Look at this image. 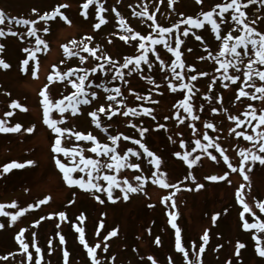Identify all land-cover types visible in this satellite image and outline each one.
I'll list each match as a JSON object with an SVG mask.
<instances>
[{
	"label": "rangeland",
	"instance_id": "rangeland-1",
	"mask_svg": "<svg viewBox=\"0 0 264 264\" xmlns=\"http://www.w3.org/2000/svg\"><path fill=\"white\" fill-rule=\"evenodd\" d=\"M222 2L223 0H202L201 3H197V0H100L104 9L100 15L107 22L96 29L94 25L99 21L95 3L89 5L85 17L81 14L84 0H0V11L4 12L6 18L36 20L34 27L37 29V35L47 44V49L43 45L39 46L41 50L35 52V60L29 59L24 49L33 50L37 47L35 37L27 36L31 26L16 24L14 21L9 23L8 19L4 24H0V29L5 33L0 36V44L4 46L3 51H0V60L9 65L7 68L0 67V120L5 121L6 127L17 123L22 125L18 132H0V204L5 205L3 211L9 213L7 216L0 215V224L5 225L0 229V264H35L36 259L41 256L43 257L41 264H64L65 250L69 252L68 264H92L87 249L80 243L79 233L75 230L77 226L84 229L85 241L89 246L100 245L96 250V258L100 264H152L149 257H152L156 264H188L189 261L192 264L229 262L264 264V257L257 253V242L253 239L254 233L259 235L261 247H264V232L257 233L256 229L243 228L240 216L243 208L236 200L237 189L244 185L242 189L244 199L252 210L244 213V219L249 223H255L257 219L264 220V212L257 207L258 202L264 201V165L257 161L251 164V170H248L246 165L245 175L249 179L245 180L239 171L233 172L228 168L223 162V156L215 148L210 147L208 151L217 156L216 161L201 154L200 149L192 152L196 139L208 143L203 140V134L206 132L221 146L224 155L229 157L233 166L238 168L241 159L238 155L239 149L250 148L251 143L243 136L237 137L233 129L249 135L255 133L252 131V125L245 122L237 126L229 116L246 120L243 116L245 111L255 109L259 114L260 110L264 109V100L251 97L236 98L238 89L244 87L242 66L240 71L229 68L230 75L240 77L235 83L224 80L220 72L216 71L219 64L208 57V52L216 56L220 51L221 41L215 38L210 25L206 23L200 29L192 28L188 36L182 35L186 25L180 21L188 16L202 19L201 12L209 11ZM243 2L246 22L258 31L264 32V2L262 0H255L253 3H248V0ZM61 4L68 5L60 11L68 17L70 23L59 16L47 21L39 19V16L51 12ZM33 9L36 11L33 12ZM145 9L161 27L173 29L171 35H166L167 43L175 46L177 35L182 39L183 43L179 49L183 54L181 58L186 65H193L195 71H190L187 67L177 68V71L182 72L185 77L184 83L195 86L192 93H188L186 89H178L175 92L170 90L169 81L173 84L180 83L173 79L168 67L175 57L163 44H157L151 46L155 48V53L151 51L148 53L151 66L142 62L139 70L132 71L131 74L128 73L132 65L121 69L125 73L124 80H112L114 73H104L99 69L95 73L89 72L88 80L92 81V84L87 91L95 92L96 96L94 98L89 96L90 102L81 104L76 115H72L70 111L65 112V121L59 126L72 132L91 133L102 144H112L110 135L122 133L123 136L132 137V140H124L121 137L117 142V152L121 155L128 148L143 153V149L133 143V140L140 139L161 157V171L166 174L167 182L177 187L164 189L154 184L152 179H147L143 191L130 194L127 201L123 200L119 188H113L112 201L107 198L105 192L97 193L104 201L100 203L92 194L76 186H69L64 181L55 160L59 158L65 163L68 160L63 154L51 151L55 134L43 123L39 93L46 84H49L48 76L53 74L54 65L57 70L66 72L69 69H91L98 63H105L103 60L97 61L84 51H80V55L87 58L83 63L80 62L79 56L67 57L64 46H69L70 51L79 50L77 46L72 45V41H76L78 46L83 42L88 47H98L96 55L111 57L116 67L123 63L125 57L139 55L138 40L125 43L120 39L121 35L128 33L119 26L117 13L135 32L141 35L150 33L155 35L151 27L152 21L148 20L147 16L140 15ZM230 13L231 10L224 14L226 19L223 23H220L219 18L215 16L214 18L220 23L222 35L231 31L235 36L239 33L235 23L230 19ZM175 25H179V28L174 27ZM45 28L48 29L47 32L43 31ZM11 32H16L17 35H12ZM193 32L200 35L202 40H196ZM87 37L92 39L87 40ZM157 55L160 59L156 58ZM202 56L204 59H199ZM25 59H29L27 65L23 64ZM244 59L247 62V57ZM161 60L165 63L163 70L160 67ZM105 67L110 68L112 65L105 63ZM33 71L36 72L35 76L32 74ZM199 72H206L207 75L197 76L195 81H191L190 76ZM75 78L74 75L69 79ZM148 78L154 83H149ZM253 80L257 86L264 83L255 77ZM253 80L248 83H252ZM101 83L108 88L119 87L122 95L118 96L117 100L122 99L123 103L109 101L107 99L109 93L97 87ZM73 91L75 89L66 81L54 79V82L49 84V93L53 100L69 95ZM245 91L260 95L255 93V89L245 87ZM137 95L146 99H136ZM185 95L191 97L189 103L193 109L192 114L197 115L199 119L192 120L189 113L178 107V102L183 100ZM13 100L25 106L27 111L11 108ZM110 104L113 109H121V112L126 108H137V114L124 116L116 112L109 119L104 113H98L102 125L98 128L89 113L101 106L108 111ZM248 105H252V109H249ZM144 108L151 109V115L143 114ZM213 108L218 111L212 112ZM7 112L13 114L6 116ZM50 115L52 118H59L60 113L53 109ZM247 119L250 120L251 117ZM206 123H212L214 128H207ZM252 123L254 125L256 122ZM29 127L34 128L31 133L25 131ZM105 127L107 131L103 130ZM140 128H146L148 131L141 136ZM261 129H264V126L257 130ZM181 141L185 145L183 148L180 145ZM74 145L84 148L83 154L86 157L96 158L94 153L88 151L93 146L91 141H77L71 133L65 134L62 146L71 148ZM185 151L191 152L190 159L200 154V160L192 168L174 155L175 152H181L183 155ZM257 153L264 154L259 153L258 149ZM128 160L130 163L139 164L140 168H122L118 173L105 170L106 173L116 175L121 180L127 178L135 186L138 182L134 180V176L150 177L151 172L155 170L149 163L150 157L146 155L129 154ZM28 161L33 163L29 165ZM12 162L25 166L4 172V166ZM225 173L228 174L225 180L206 179L210 175ZM80 175L83 174L78 171L73 173L75 178ZM192 177H195V180ZM100 182L106 186L107 182ZM197 184H202L203 187L197 189ZM169 195H172V199L164 201L163 197ZM46 197L50 198L46 203L39 204L38 207H29L37 205ZM117 197L119 199H116ZM13 202L15 207L11 206ZM173 202L175 207L171 206ZM21 210L23 213L12 221L11 217ZM61 211L65 212L67 220H61L55 215ZM169 212L177 214L175 222L181 229V243L188 252L187 261L184 255L176 250L175 230L168 222ZM217 213L219 216L213 222L212 218ZM81 215L84 217L82 222L79 219ZM41 217L44 219L41 220ZM113 229H117V235L105 240ZM21 230H24L22 239L29 244L28 253L33 257L31 261L28 260V253L23 251L16 240ZM205 231L209 234L206 244L201 239ZM60 235L65 238L64 244L59 242ZM157 238L160 244H156ZM237 242L245 245L240 249L239 256L236 255ZM202 244L205 250L200 253L199 248ZM36 247L41 249L39 254L36 253Z\"/></svg>",
	"mask_w": 264,
	"mask_h": 264
},
{
	"label": "snow or ice",
	"instance_id": "snow-or-ice-1",
	"mask_svg": "<svg viewBox=\"0 0 264 264\" xmlns=\"http://www.w3.org/2000/svg\"><path fill=\"white\" fill-rule=\"evenodd\" d=\"M201 2L202 0H197V3ZM253 2H255V0H248V3ZM262 2H264V0H262ZM93 3L97 5L96 14L99 21L94 25V28L99 29L102 24L107 22L106 19L100 15V13L104 11L102 5L100 4V0H84V3L81 5V14L87 17L86 10L89 8V5ZM66 7H68L67 4H61L58 7L54 8L51 12H45L43 15L39 16V19L47 21L50 19H55L57 16H59L60 19L64 20L67 23H70L68 17L60 11V9ZM244 7L245 5L243 0H223L222 3L215 5L211 10L201 12L200 16L202 17V19L199 17L194 18L192 16H188L184 20L180 21L181 24L186 25V27L183 29L182 35L188 36L192 28L200 29L204 27L206 23L210 25L211 31L215 34V38L221 41L220 51L216 54V56H213L210 51L208 52V57L210 59H213L217 64H219V69H217L216 71L220 72L224 80L235 83L237 80L240 79V77L238 75H230L229 68L235 69L236 71H240L242 66L244 69L243 76L245 78L244 87L238 89V95L236 98L240 99V97H251L252 99L264 100V83H261L259 86H257L255 81L253 80V78L255 77L258 78L259 81L264 82V32L258 31L255 27L250 26L246 22V13L243 10ZM230 10V19L235 23L236 30L239 33L235 36H233L231 31L228 32L226 35H222L220 31V23H223L226 19L224 14L228 13ZM35 11L36 10L33 9V12ZM140 15L147 16L148 20L152 21L151 27L153 29V32H155V35L151 33L147 35H141L139 32H135L130 26H127L125 19L121 17L119 13H117V16L119 18V26L125 32L128 33V35H121L120 39L125 41V43H128L130 40H138V47L140 50L139 55L125 57L123 63L120 64L119 67H116L111 57L107 55H96L98 47L91 48L83 42L82 45L78 46L76 41H72V45L77 46L79 50L70 51L69 46H64L65 55L67 57L79 56L80 62L83 63L87 58L85 56L80 55V51H84L89 53L97 61L103 60L106 64L112 65V67L106 68L105 63H98L95 67L91 69H69L66 72H61L57 70L56 66L54 65L53 74H50L48 76L49 84H52L54 82V79L59 81H66L67 83L71 84L72 88L75 89V91H73L69 95H64L59 99L53 100L49 93V84H46L39 93L41 97L40 103L43 109V123L51 130L52 133L55 134V139L54 143L52 144L51 151L53 153L63 154V156L68 160L67 163L62 162V160L59 158L55 160L56 166L63 174L64 181L69 186H76L81 190L92 194L94 198L100 203H103L104 201L100 199V196L97 195V193L105 192L107 198L112 201L113 188H119L121 193L123 194V200L127 201L130 197V194L143 191V186L147 179H152V182L154 184H158L161 188L164 189L177 187L175 184H169L166 179V174L161 171V157L151 151L144 143H142L140 139L133 140V143L139 145V147L143 149V153H138L134 149L128 148L125 153L121 155L117 152V142L121 139V137H123L124 140H132V137L123 136L122 133L117 135H110L109 139L111 140L112 144H102L91 133L85 134L79 131L72 132V130L68 128L59 126L65 121V112L70 111L72 115H76L80 111L79 106L81 104H88L90 102L89 96L93 98L96 96L95 92L87 91V89L92 84V81L88 80L89 72L95 73L97 72V69H99L101 72L104 73H114L112 75V80H124L125 73L122 72L121 69H126L129 67V65H132L133 67L129 70L128 73L131 74L132 71L139 70L142 62L145 64H149L148 53L150 51L155 53V48L151 46H155L157 44H163L164 47L175 57V59L172 60L171 64L168 65V67L171 70V75L173 79L176 81H180V83L173 84L171 81H169L170 90L175 92L178 89H186L188 93H192L193 88L195 86L188 83H184L183 80L185 79V77L183 76L182 72L177 71V68L184 69L185 67H187L190 71H195L193 65H186L181 58L183 54L179 49L183 41L180 36H175V46H172L166 41V35H171L173 32L172 28L161 27L159 24H157L155 22L154 17L148 13L147 9L142 11ZM214 16L219 18L220 23L217 22V19L214 18ZM6 19H8L9 23H12L14 21L16 24L31 26L27 31V36L35 37V43L37 47L33 50H30L28 48L24 49V51L28 53L29 59H36L35 52L41 50L39 47L40 45H43L44 48L47 49L46 42L40 36L37 35V29L34 27L37 22L36 20L21 19L17 17L6 18L4 12L0 11V24H4ZM253 23H255V21H253ZM174 27L179 28V25H175ZM9 31H11V29H9ZM43 31L47 32L48 29L45 28L43 29ZM4 34V30L0 29V36H3ZM11 34L17 35L16 32H11ZM192 35L195 36L196 40H202V37L200 35L194 32L192 33ZM86 39L91 40L92 38L87 37ZM3 47L4 46L0 44V51H3ZM205 49L207 50V45H205ZM245 57H247V62H245ZM156 58L160 59L158 55ZM29 59H25L23 61V64L27 65L29 63ZM199 59H204V57H199ZM150 66L151 65L149 64V67ZM0 67L7 68L9 67V65L6 64L3 60H0ZM160 67L162 70L165 67V63L163 60L160 61ZM32 74L33 76H35L36 72L33 71ZM74 75L76 77L75 79H69ZM206 75V72H199L196 75H191L190 80L195 81L197 79V76ZM148 79L149 83H154L151 78ZM165 79L167 80L168 77L166 76ZM250 80H253V82L248 83V81ZM85 81H88V83L86 84ZM125 83H127V81H125ZM227 86L228 85L226 84L225 87ZM97 87L103 88L105 92L109 93V95L107 96V99L109 101H114L117 104L123 103L122 99L117 100V97L122 95L119 87L108 88L103 83L97 85ZM245 87L249 89H255V93H259L260 95L256 96L250 91H245ZM136 99H146V97L137 95ZM190 99L191 97L189 95H185L184 99L178 102V107H182L184 112L189 113V115H191L192 120H197L199 119V117L197 115L192 114L193 109L191 104L189 103ZM10 107L13 109H20L21 111H27V108L25 106L21 105L18 101L15 100L11 102ZM248 108L252 109V105H248ZM53 109L60 113L59 118H52L50 114ZM217 111L218 110L216 108L212 109V112L214 113ZM116 112H120L124 116H128L129 114L136 115L137 108H126V110L121 112V109H113L110 104L108 111H106L105 108L101 106L96 111L90 112L89 115L92 117L93 123L96 124V126L99 128L102 127V125L100 124L98 113H104L109 119H111L112 115H114ZM151 112L152 110L149 108L143 109V114L145 115H151ZM12 114V112L5 113L6 116H11ZM243 116L246 118V120H241L237 116H229V119L236 122L237 126L244 124L245 122H247L249 125H252V131L253 133H255L254 135H249L243 131H235V129H233L237 137L243 136L246 141H249L251 143L250 148L239 149L238 155L241 159L238 168L233 166V164L229 161V157L227 155H224L221 146L218 143H215L206 132L203 134V140L208 141V143H202L201 139H196L194 142L195 148L192 149V152H195L197 149H200L201 154H205L210 157L213 161H216L217 156L213 155L211 152L208 151L210 147L215 148L223 156V162L227 164L228 168H230L233 172L239 171V173L244 176V179L248 180L249 177L245 175L246 165L248 166V170H251V164H254L257 161L260 165H264V154L257 153V149L259 150V153H264V129H261L259 131L257 130L258 128H260V126H264V109H261L259 114H257V111L255 109H252L251 111H245L243 113ZM248 117H251V119L248 120ZM152 118L155 119L154 116ZM179 118V114H177V119ZM165 119H168V117H165ZM253 121L256 122L254 125L252 123ZM131 126L136 127V125ZM158 127H164V125H158ZM206 127L211 129L214 128V125L212 123H206ZM21 128L22 125L19 123L11 127H6L5 121L0 120V132L2 133L18 132L21 130ZM193 128H195L194 125ZM33 130V127L25 129V131L29 133H31ZM103 130L107 131V128L105 127L103 128ZM139 131L140 135L143 136L144 133L148 131V129L140 128ZM67 133H71V135L74 136L75 140L77 141H91L93 146L89 148L88 151L94 153L96 158H93L91 156L86 157L83 154L85 149L80 147L79 145H74L71 148L62 146V138ZM169 139H171V137H169ZM180 145L182 148L185 146L183 141L180 142ZM129 154L134 156L146 155L147 157H150L149 163L155 169L151 172L150 177H144L141 175L134 176V180L138 182L135 186L130 183L127 178H123L121 180L118 179L116 175L107 174L105 171L108 170L118 173L119 170L122 168L139 169V164L129 162ZM174 155L178 158H181L189 168H192L200 160V154H197L196 156L190 159L191 152L188 151H185L183 155L181 154V152H175ZM100 157H104L105 159H100ZM32 163L33 161L27 162V164L29 165H31ZM24 166V164L12 162L4 166V172H8L12 168H22ZM77 171L79 173H82L83 175H80L78 178H75L73 176V173ZM227 175V173H225L224 175H210L206 177V179L211 181L225 180L227 179ZM192 179L195 180V177H192ZM100 181L107 182L106 186ZM196 187L197 189H200L203 187V185L197 184ZM243 187L244 185H241L240 188L236 191V200L239 204L242 205L243 208L240 213L241 220L243 221L242 226L245 230L256 229L257 233L264 232V220L257 219L255 223H249L248 220L244 219V213L251 212L252 210L244 199V195L242 192ZM172 195L163 197V200H171ZM48 199L50 198L46 197L44 200L39 201L37 205H29V207H38L39 204L46 203ZM116 199H119V197H117ZM11 206L15 207V202H13ZM149 206L151 207V205ZM171 206L175 207V203L173 202ZM4 207L5 205L0 204V215L7 216L9 215V213L3 211ZM257 207L260 209L261 212H264V201L258 202ZM22 213L23 210H21V212H18L16 215H13L11 217L12 221H15L17 219V216L21 215ZM55 215H58L61 220H67L65 212L61 211ZM168 215V222L171 224V227L175 230L176 250L182 253L184 255L185 260L187 261L188 252L182 246L181 243V229L175 222L177 219V214L169 212ZM253 215L255 214L253 213ZM218 216V213L213 216V222L216 221ZM42 219H44V217H41V220ZM79 219L82 222L84 219L83 215H81ZM36 223L38 224L39 221H37ZM4 226V224H0V229L4 228ZM57 227H59V225H57ZM101 227H103L102 224ZM75 230L77 233H79L80 243L87 249V254L89 257H91L92 264H100V261L96 258V250L100 247V245L97 244L94 247L89 246L88 243L85 241L84 229L82 227L77 226ZM23 235L24 230H21V232L16 236V240L19 242L20 247L23 249V251L25 253H28L29 244L22 239ZM116 235L117 229H113L107 234L104 239L107 240L109 237H114ZM201 239L204 244L208 242V231H205L203 233ZM253 239L257 242V253L259 254V256L264 257V247H261V237L254 233ZM59 242L60 244L65 243V238L63 235H60ZM155 242L156 244H160L159 238H157ZM49 244H51V241H49ZM193 247H195V245H193ZM244 247L245 245L243 243L237 242V256H239L240 254V249H243ZM104 249L105 251L107 250V244L104 245ZM204 250L205 249L202 244L199 248V252L203 253ZM40 252L41 249L39 247H36V253L39 254ZM68 257L69 252L65 250L63 252L64 264H68ZM32 259V254L28 253V260L31 261ZM42 259V256L39 259H36L35 264H41ZM148 259L152 261V264H156V261L153 260L152 257H149ZM188 264H192V262L189 261Z\"/></svg>",
	"mask_w": 264,
	"mask_h": 264
}]
</instances>
